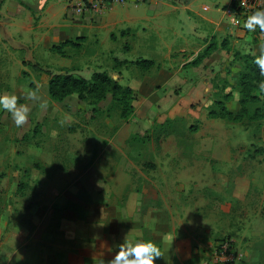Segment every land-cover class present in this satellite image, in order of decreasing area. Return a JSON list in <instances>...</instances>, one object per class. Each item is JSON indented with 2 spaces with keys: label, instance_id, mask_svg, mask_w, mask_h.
<instances>
[{
  "label": "rangeland",
  "instance_id": "1",
  "mask_svg": "<svg viewBox=\"0 0 264 264\" xmlns=\"http://www.w3.org/2000/svg\"><path fill=\"white\" fill-rule=\"evenodd\" d=\"M129 2L107 0L104 20L64 56L0 43V95L31 107L20 127L0 108V264H45V253L46 264L107 260L136 224L171 247L172 264H264V115L209 116L218 101L238 110L244 63L234 53L258 54L264 38L230 33L228 0ZM101 71L134 90L128 121L110 93L100 102L48 93L53 74Z\"/></svg>",
  "mask_w": 264,
  "mask_h": 264
},
{
  "label": "crops",
  "instance_id": "2",
  "mask_svg": "<svg viewBox=\"0 0 264 264\" xmlns=\"http://www.w3.org/2000/svg\"><path fill=\"white\" fill-rule=\"evenodd\" d=\"M84 0H0V43L5 48H17L30 50V53L36 49H50L52 45L58 44L64 40L76 39L83 36L86 27L90 26L92 20L100 22L99 18L104 20L108 7L105 1L94 10L79 8ZM93 1V0H89ZM130 1V2H129ZM133 3V0H125ZM99 3V2H98ZM208 8V7H207ZM180 10H185L181 7ZM231 23V22H230ZM232 24V23H231ZM233 26V25H232ZM230 27L229 31L234 36L242 38L256 36L254 32L250 34L248 30ZM234 28V29H233ZM258 36L264 38V32L257 28ZM126 221V220H125ZM128 223V222H127ZM136 224V223H135ZM25 233H21L28 246L22 251L26 252L33 249V240L29 241V234L25 226ZM33 233L38 230L32 226ZM143 228H127L119 231L123 238L135 237L141 233ZM23 231V230H22ZM137 233V234H136ZM34 234H32L33 236ZM8 238L13 237V233H8ZM12 240V238H11ZM10 240V241H11ZM23 241V240H21ZM20 241V242H21ZM122 242V241H121ZM18 243V242H17ZM119 242L113 243L114 245ZM163 253V256L156 261V264H172L175 257L165 243L155 242ZM113 245V249L116 248ZM50 252V251H49ZM40 253V250H39ZM115 252L113 253V256ZM47 255L45 253L44 260L46 264ZM29 262H20L19 264H28ZM37 262L31 264H36Z\"/></svg>",
  "mask_w": 264,
  "mask_h": 264
},
{
  "label": "trees",
  "instance_id": "3",
  "mask_svg": "<svg viewBox=\"0 0 264 264\" xmlns=\"http://www.w3.org/2000/svg\"><path fill=\"white\" fill-rule=\"evenodd\" d=\"M85 40L84 36L76 39H68L51 46L50 50L64 56L65 47L80 48ZM217 43L211 45L192 64H198L205 56L216 49ZM221 47L228 48L227 40L221 42ZM235 58L242 59L244 65L239 73V108L236 111L229 110L222 101L217 102L219 109L211 110V118H220L230 122H242L245 119L254 120L264 115V93L259 91V82L264 81L259 69L254 64V56L250 54L234 53ZM117 61L118 64L128 63V61ZM143 69H150L155 65L153 60L141 59L136 62ZM48 93L53 100L61 101L71 94H77L81 100L92 99L100 102L111 94L112 102L119 110V116L124 121H128L134 114L133 101L135 100L134 90L130 86L120 84L112 79L105 71L94 72L90 79L75 76L71 73H56L51 75L48 82ZM254 110L251 111V107Z\"/></svg>",
  "mask_w": 264,
  "mask_h": 264
},
{
  "label": "clouds",
  "instance_id": "4",
  "mask_svg": "<svg viewBox=\"0 0 264 264\" xmlns=\"http://www.w3.org/2000/svg\"><path fill=\"white\" fill-rule=\"evenodd\" d=\"M243 28L249 32L257 28L264 32V0L259 8L254 10L243 23ZM254 64L264 75V43L258 46V54L253 53ZM259 91L264 93V81L259 82ZM35 93L30 91L29 98H34ZM18 96L15 94L0 95V108L11 114L12 120L17 127L26 123L31 107L26 103H18ZM117 249L115 255L110 259L96 257L93 264H156V261L163 256L161 248L152 240L144 238L141 234L135 237H124L122 242L114 245Z\"/></svg>",
  "mask_w": 264,
  "mask_h": 264
},
{
  "label": "built area",
  "instance_id": "5",
  "mask_svg": "<svg viewBox=\"0 0 264 264\" xmlns=\"http://www.w3.org/2000/svg\"><path fill=\"white\" fill-rule=\"evenodd\" d=\"M105 1L107 2V0L99 1V3L98 2L93 3L92 1L90 2L92 4V7L97 8L100 4H103ZM113 1L124 2L125 0H113ZM142 1L144 0H133V2H142ZM88 4L83 3L79 6V8L86 9ZM261 4H262V0H228V4L225 5V7L223 8V14L226 18H228V20L234 26L240 27L241 29H245L243 28L244 21L247 19L249 15L252 14L254 10L259 8ZM229 247L230 246L228 242H221L217 249L222 254H228L227 251H229Z\"/></svg>",
  "mask_w": 264,
  "mask_h": 264
}]
</instances>
